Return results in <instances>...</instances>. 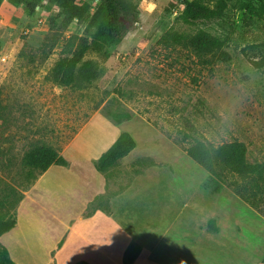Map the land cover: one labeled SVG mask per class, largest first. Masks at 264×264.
I'll return each mask as SVG.
<instances>
[{"label": "rangeland", "instance_id": "374dc122", "mask_svg": "<svg viewBox=\"0 0 264 264\" xmlns=\"http://www.w3.org/2000/svg\"><path fill=\"white\" fill-rule=\"evenodd\" d=\"M139 1L142 15L122 43L86 56L100 77L74 89L46 78L68 55L66 44L80 33L77 22L60 32L50 49L49 25L59 16L55 5L46 3L33 16L23 6L0 9V201L5 194L15 200L32 190L24 191L23 157L34 146L49 145L63 151L73 168L53 171L40 191L33 190L43 207L34 204V214L40 213L44 222L37 219L32 231L29 225L21 229L25 236L33 233L35 252L28 254L39 264L50 256L46 250L51 236L59 237L66 225L52 217V208L75 221L55 264L95 258L97 253L83 238L113 240L108 216L78 220L103 180L104 193L96 197L106 198L102 210L130 188L114 203V223L126 231L142 235L145 225H192L190 237L203 239L206 235L198 236L196 226L218 234L222 225L234 263L260 264L264 217L228 188L211 198L205 189L208 173L185 148L197 142L219 146L239 141L246 145L250 162L264 165V58L249 49L264 51V5L260 0H202L211 8L224 3L223 20L188 25L180 19L184 7L176 0ZM200 30L219 38L222 49L202 57L181 46L158 44L168 32L193 36ZM115 111L129 118L117 121ZM121 132L133 136L136 148L101 176L88 166L87 157L99 159ZM0 210L12 216L17 208ZM210 220L216 232L208 227ZM138 253L130 250L126 263Z\"/></svg>", "mask_w": 264, "mask_h": 264}, {"label": "trees", "instance_id": "16d2710c", "mask_svg": "<svg viewBox=\"0 0 264 264\" xmlns=\"http://www.w3.org/2000/svg\"><path fill=\"white\" fill-rule=\"evenodd\" d=\"M97 1V3H96ZM184 7L180 19L188 25L212 24L223 20L225 4L220 3L216 8H211L202 0H176ZM264 5V0H260ZM49 3L59 10V16L50 22L49 48L53 49L59 42V33L66 31L74 22H77L80 33L70 38L65 49L68 55L61 57L47 76V80L60 88L74 89L89 84L98 79L100 70L91 60H86L89 53L101 54L109 48L118 47L127 33L139 22L143 12L139 0H0V9H12L23 6L29 16H33L38 7ZM95 3V6L92 4ZM250 12L254 8L248 7ZM59 19L61 21L59 22ZM164 48L181 46L199 56L213 54L221 50L223 42L212 34L200 30L193 36L178 33H166L158 43ZM257 50L264 58V51L256 46L250 47ZM1 50V42H0ZM223 61L228 60L226 54H221ZM207 62V61H206ZM1 95V89H0ZM113 117L120 121L129 118L128 114L113 112ZM136 141L127 132H121L112 146L95 162V168L101 174L109 172L121 160L127 157L135 148ZM187 155L208 173L205 189L210 197H216L224 188L230 189L245 204L264 217V165L252 163L248 159V150L244 143L234 141L219 146L197 142L185 148ZM23 169L26 171L27 184L24 191H29L36 181L53 165L67 167L68 161L60 154L59 150L49 145H37L28 150L22 160ZM12 196L15 190L12 189ZM11 193L5 194L0 201V208L14 210L23 200V194L15 200H9ZM99 197L87 208L86 216L89 217L101 209L103 200ZM108 203V202H107ZM111 213V207L104 210ZM16 215L7 216L0 210V238L16 226ZM208 227L216 232L218 229L214 220H210ZM140 249L132 245L130 250ZM134 258L130 260L132 262ZM264 263V257L262 259ZM0 264H17L10 256L8 249L0 242ZM79 264H88L81 262Z\"/></svg>", "mask_w": 264, "mask_h": 264}, {"label": "crops", "instance_id": "0c3cea01", "mask_svg": "<svg viewBox=\"0 0 264 264\" xmlns=\"http://www.w3.org/2000/svg\"><path fill=\"white\" fill-rule=\"evenodd\" d=\"M60 154L63 156V151L60 152ZM97 160L98 158L88 159L87 157L88 166L89 167L94 166L95 168V161ZM68 163L69 165L67 167L53 165L52 167H50V169L47 172H45L42 176L39 177V179L36 181L35 185L33 186L32 190L26 193L23 200L20 202V204L17 207L16 226L11 231L4 234L0 238V242L8 249L11 258L17 264H39L36 257L34 258L30 257L28 254L31 253L34 255L35 252L33 248V246L35 245L33 244V233L32 235L30 234L25 236V233H23L24 230L22 231L21 228L22 226L29 225L28 228L31 229L30 231H32V229H35L37 226L36 225L37 219L40 222L41 221L44 222V219L39 215L40 213H38L37 215L34 214L35 210L33 208L35 207V205L36 208H43V207L37 203L38 197L32 195L33 190L35 192V190L39 188L41 184L51 176V174H53L52 173L53 171L55 173L60 172L61 170L71 171L73 165L70 161H68ZM83 171L91 173V169L88 170L87 167H85ZM104 187H105V182L103 180L102 189L95 194L93 200L85 203L83 213L78 218V220H83V219L87 220L93 217L101 216L102 214L108 216L107 221L110 222V225H112L111 229L113 231V240H109V238L106 236H103V238H99L97 242H93L90 239H88L87 241L83 238V240L86 243H88L90 247H92L97 253V256H95V258L89 260V262L85 261L86 263L88 264H235L234 263L235 260H233V256H234L233 250L230 251V248L228 246L229 240L225 236V231L222 225L220 227V232L218 234L205 232L204 231L205 225L196 226L195 230L199 231L198 236L202 237L201 235L203 234L206 235V238L202 237L205 241L201 238L190 237L187 231L191 230L192 225H145L146 234H142V235L134 234V232H131L130 230L126 231L121 225H116L114 223L115 200L120 196H122L124 193H126L127 190H129L130 188H128L126 192L111 198L110 214H107L104 210L99 209L94 214L87 217L86 212L88 206L94 203L98 195L104 193L105 190ZM41 189L42 188H39L38 191H40ZM51 211H53V216L50 214L52 217L56 219L59 218L60 222L66 223V225H64L61 234H59L60 236L59 237L57 236L58 238L54 235L51 236L52 238L49 241V246L47 244V250H46L47 254H49L50 256L45 259L46 262L45 264H55V262L58 260L59 257L58 255L63 250V246L65 245L64 242L67 238V235L69 234L70 230L73 227V224L75 223V221L72 220L71 216L67 217L63 215L61 212H59V209L52 208ZM31 215H33V217ZM30 217H32L33 219L28 224H26L28 221L27 219H29ZM117 234L118 237H116ZM132 245H136L140 249V251L135 256L132 262L126 263V258L128 252L130 251V247ZM55 254L57 258L54 257ZM242 257L245 258L244 256ZM263 257L264 255L261 258L260 264H264L262 263Z\"/></svg>", "mask_w": 264, "mask_h": 264}, {"label": "built area", "instance_id": "2783aa9c", "mask_svg": "<svg viewBox=\"0 0 264 264\" xmlns=\"http://www.w3.org/2000/svg\"><path fill=\"white\" fill-rule=\"evenodd\" d=\"M96 3H97V1H96ZM38 8H40V7H38ZM38 8H37V9H38Z\"/></svg>", "mask_w": 264, "mask_h": 264}, {"label": "bare ground", "instance_id": "6f19581e", "mask_svg": "<svg viewBox=\"0 0 264 264\" xmlns=\"http://www.w3.org/2000/svg\"><path fill=\"white\" fill-rule=\"evenodd\" d=\"M247 206V205H246Z\"/></svg>", "mask_w": 264, "mask_h": 264}]
</instances>
